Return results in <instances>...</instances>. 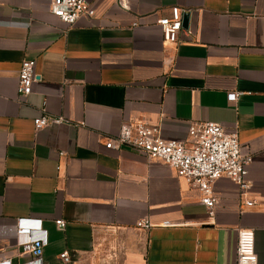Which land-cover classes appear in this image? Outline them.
I'll list each match as a JSON object with an SVG mask.
<instances>
[{
  "label": "crops",
  "instance_id": "0c3cea01",
  "mask_svg": "<svg viewBox=\"0 0 264 264\" xmlns=\"http://www.w3.org/2000/svg\"><path fill=\"white\" fill-rule=\"evenodd\" d=\"M86 1L94 17L68 28L43 0H0V260L29 261L15 226L36 219L45 264L63 253L70 264H237L243 229L264 264V0ZM174 7L190 15L177 45L158 25ZM24 60L37 82L20 98ZM43 113L64 122L38 131ZM136 122L185 145L193 124L236 130L251 188L218 180L211 218L163 162L106 149ZM145 219L148 231L137 228Z\"/></svg>",
  "mask_w": 264,
  "mask_h": 264
},
{
  "label": "built area",
  "instance_id": "2783aa9c",
  "mask_svg": "<svg viewBox=\"0 0 264 264\" xmlns=\"http://www.w3.org/2000/svg\"><path fill=\"white\" fill-rule=\"evenodd\" d=\"M51 9V14L66 27H73L81 18L92 19L95 11L86 0H43ZM117 5L129 10L128 0H117ZM189 11L174 7L169 17L158 21L161 27L163 41L166 44L177 45L183 31L184 16ZM137 26V23L133 24ZM36 61L24 60L18 72V95L20 98L32 94L37 82L35 73ZM242 93L228 95L230 102L238 100ZM45 112V110H43ZM62 119H53L46 113L34 119L36 130H42L51 123H62ZM190 145L178 141H166L160 136V129L143 122L123 124L117 136L108 139L106 149L121 150L124 148L146 155L151 159L163 162L182 177L192 188L201 194V203L207 209L208 215L215 216L218 199L214 194V184L222 179H228L238 185L245 193L251 188L247 180L248 168L253 158L242 154L238 132L227 131L223 126L213 123L193 124L188 131ZM253 203H247L252 206ZM56 226L64 230L66 223L57 220ZM153 227L148 219L139 221L137 228L148 231ZM17 246L22 254L31 256L22 264H45L42 250L48 244V233L42 228V221L36 219H21L15 226ZM34 232L38 236H34ZM64 264H70L68 253L60 255ZM0 264H13L10 259L0 260ZM237 264H258L255 251V234L252 230L239 231L237 247Z\"/></svg>",
  "mask_w": 264,
  "mask_h": 264
},
{
  "label": "water",
  "instance_id": "95a60500",
  "mask_svg": "<svg viewBox=\"0 0 264 264\" xmlns=\"http://www.w3.org/2000/svg\"><path fill=\"white\" fill-rule=\"evenodd\" d=\"M189 20H190V15L189 14L185 15L184 19H183V29H187L188 28Z\"/></svg>",
  "mask_w": 264,
  "mask_h": 264
}]
</instances>
